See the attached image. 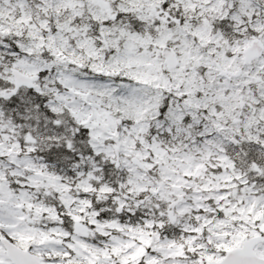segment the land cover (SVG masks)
<instances>
[{
	"label": "snow or ice",
	"instance_id": "6c2138e0",
	"mask_svg": "<svg viewBox=\"0 0 264 264\" xmlns=\"http://www.w3.org/2000/svg\"><path fill=\"white\" fill-rule=\"evenodd\" d=\"M0 264H264V0H0Z\"/></svg>",
	"mask_w": 264,
	"mask_h": 264
}]
</instances>
